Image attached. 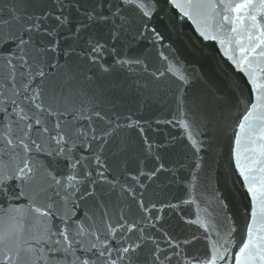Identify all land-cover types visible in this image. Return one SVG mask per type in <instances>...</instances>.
<instances>
[{
  "label": "snow or ice",
  "instance_id": "snow-or-ice-1",
  "mask_svg": "<svg viewBox=\"0 0 264 264\" xmlns=\"http://www.w3.org/2000/svg\"><path fill=\"white\" fill-rule=\"evenodd\" d=\"M185 19L230 61L225 87L133 51L164 48ZM134 69L174 78L171 118L154 123L179 137L153 140L152 122L100 103L92 85ZM196 81L205 91L189 96ZM209 188L211 205L186 217ZM166 211L195 230L175 234ZM0 264H264V0H26L0 15Z\"/></svg>",
  "mask_w": 264,
  "mask_h": 264
},
{
  "label": "water",
  "instance_id": "water-1",
  "mask_svg": "<svg viewBox=\"0 0 264 264\" xmlns=\"http://www.w3.org/2000/svg\"><path fill=\"white\" fill-rule=\"evenodd\" d=\"M26 4V0H0V15L7 18L10 15V10L23 6ZM24 11L30 12L28 7L23 8ZM195 11V10H194ZM166 23V21H165ZM16 25L14 24L13 27ZM243 33L240 35H231L230 39L233 42V46H236V42L239 40L241 43H246V40L242 39ZM169 40L165 42L164 48H160L159 45L153 48L148 41H141L133 49L134 52H143L148 49V63L152 69L160 68L164 69L165 62L158 55V49L163 51L165 56H168L171 60L173 56L179 59L183 65L192 66L197 65L199 70L211 76L212 80L221 84H224V71H234L231 67L230 61L223 56L222 49L218 42L211 40H203L199 37L196 31V25L192 23V20L185 19L179 26L178 31L169 34ZM171 43V49L167 48V44ZM179 70V68L177 69ZM174 78L168 76L165 80L159 83L154 82L150 74L134 69L129 72L126 70L117 71L109 76L100 78L95 82L92 87H102L105 89V96L101 98L100 103L110 113L115 112L121 117L125 115H133L135 119L142 121L152 122L151 127L146 128V134L153 140H163L168 134L179 137L182 129L174 128L168 125H160L159 131L156 130L154 121L156 119H169L170 113L174 110L170 91L166 90L167 85L173 84ZM205 91V86L202 82L196 81L193 83L189 90V96L194 94H200ZM153 93H159L160 102H154L147 97ZM212 103V101H210ZM235 116H232V121L235 120ZM123 122V120L121 121ZM120 135H126L130 138L135 145L137 152H142L143 142L135 129H125ZM231 135V132H229ZM227 152L225 151V156ZM131 167H135L133 162ZM235 191V190H234ZM181 196L183 194L182 188H173L170 195ZM208 196L207 203H190L186 204L182 211L183 214L195 219V213L200 209L211 205V189H208L206 193ZM110 199L115 202L117 197L113 193ZM236 202L239 205L247 204V200L243 199L239 195L236 196ZM87 205V202H86ZM82 206L77 213L78 217L84 215L87 211V206ZM210 210V208H209ZM166 226L170 227L177 235L184 234L188 231L195 230L196 226H186L181 221L179 215L174 212H165ZM243 222L242 219L240 221ZM240 238V234H237V239ZM196 248L201 251L204 248L203 242L195 245Z\"/></svg>",
  "mask_w": 264,
  "mask_h": 264
}]
</instances>
